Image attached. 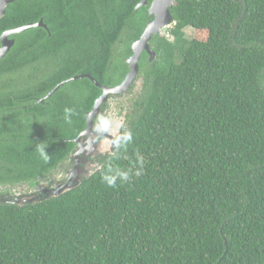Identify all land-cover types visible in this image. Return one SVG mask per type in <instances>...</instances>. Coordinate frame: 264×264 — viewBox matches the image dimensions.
Returning <instances> with one entry per match:
<instances>
[{
    "label": "trees",
    "instance_id": "1",
    "mask_svg": "<svg viewBox=\"0 0 264 264\" xmlns=\"http://www.w3.org/2000/svg\"><path fill=\"white\" fill-rule=\"evenodd\" d=\"M150 2L6 8L0 36L46 29L10 36L0 59V264H264V0H177L172 39L153 36L156 58L139 60L142 94L111 153L59 196L14 203L18 190L65 184L49 179L102 93L71 79L120 85Z\"/></svg>",
    "mask_w": 264,
    "mask_h": 264
},
{
    "label": "water",
    "instance_id": "2",
    "mask_svg": "<svg viewBox=\"0 0 264 264\" xmlns=\"http://www.w3.org/2000/svg\"><path fill=\"white\" fill-rule=\"evenodd\" d=\"M148 0H140V3L135 7V11L138 10L141 7H144L147 5ZM12 2V0H0V20L4 17L6 8L8 5ZM177 0H151L148 14L150 17H152V20L149 21L146 25V28L144 29L142 35L140 38L135 41L132 46V55L128 57L125 62L128 65V73L125 76L122 83L116 87L113 88H107L100 84H98L93 78H91L88 75H81L78 77H74L71 80L76 79H82L87 78L89 79L98 89L101 90V95L98 99L95 100L93 109L90 113L87 114L86 117V129L80 133V135L75 140L76 148L74 150L75 156L78 154H81L84 146L85 150L88 152L87 156H97L99 155H106L110 154L112 149L115 147V145L119 142V135L114 137L113 135H109L108 133H105L103 135L98 134L97 130L94 129V119L96 116L100 113V106L108 101V98L110 95H124L127 90L130 88L131 84L135 80V78L138 76L139 73V60L141 58V55L145 53L149 57V61L152 62L156 55L155 53L150 49L149 47V41L153 36H158L160 33L167 29L169 26L172 25V16L170 13V7L173 6ZM31 28H44V24L42 21H39L36 24H28L23 27L14 28L8 31H5L0 36V59H2L10 50V48L13 46L14 42L9 39L10 36L15 34H21ZM62 85V83L55 87V89L47 95H52L56 90L59 89V87ZM88 136H96V140L100 137H105L106 140H102L103 142L99 145L90 143V140H87L86 138ZM92 142V141H91ZM108 143L109 148L106 151H103L100 148V145ZM98 166L96 164H91L90 161H86V165L84 168L77 167V174L74 176V178L70 179L67 183L57 187L56 189H53L49 191L48 195L43 198L47 197H57L60 194L68 191L70 188H73L75 186H78L81 182V180L87 178L90 176V174L93 173L95 169H97ZM38 198L42 199L41 196H37ZM37 198L35 196H26V197H19L14 203L16 205H23L25 203L32 204L35 202ZM0 203H7V200L0 199Z\"/></svg>",
    "mask_w": 264,
    "mask_h": 264
},
{
    "label": "rangeland",
    "instance_id": "3",
    "mask_svg": "<svg viewBox=\"0 0 264 264\" xmlns=\"http://www.w3.org/2000/svg\"><path fill=\"white\" fill-rule=\"evenodd\" d=\"M169 29L170 28L163 30L160 33V36L165 38V39L171 40L172 37L169 34ZM184 33L188 39L193 38V36H194L193 30H191L189 28L185 29ZM142 85H143V83H141V80L137 79L135 82L134 90L132 91L131 94H128V95L124 94L123 97L115 98L113 100H109L107 102L108 106L105 109H103V111H101L100 116H99V120L97 122H95L96 125H95L94 129H96L98 132H100V131L104 132L105 131L106 133H108L109 135H113L114 137L119 135V139H120L122 136L123 130L125 128L124 116L126 114V111H124L123 109L125 107H127L128 104H130L129 103L130 97L132 98V96H138V95L141 96L142 89H143ZM103 120L108 121V126L106 129L102 126L101 122ZM90 139L92 142L91 141H89V142L90 143L94 142L93 145L94 144L99 145L103 142V141H98V139L96 140L92 137H90ZM100 148L103 151H106L109 148L108 143L100 145ZM39 189L40 188L37 187V188L31 189V190H18V192H16V193L19 194L20 196L15 195V197L23 198L26 196H31V197L35 196L36 198H38L37 196H39V194L37 193V191Z\"/></svg>",
    "mask_w": 264,
    "mask_h": 264
},
{
    "label": "flooded vegetation",
    "instance_id": "4",
    "mask_svg": "<svg viewBox=\"0 0 264 264\" xmlns=\"http://www.w3.org/2000/svg\"><path fill=\"white\" fill-rule=\"evenodd\" d=\"M148 2V1H147ZM151 3V2H150ZM147 6V5H146ZM149 6H150V4L148 5V9H149ZM160 38H162L160 35H158ZM152 39V38H151ZM150 42V41H149ZM150 47V46H149ZM151 49V48H150ZM152 50V49H151ZM144 54V53H143ZM142 54V55H143ZM141 55V56H142ZM149 60V59H148ZM141 80V78L139 77V73H138V76L135 78V80L133 81V83L131 84V86H130V88L129 89H131V93H132V91L134 90V87H135V82H136V80ZM141 83H143L142 82V80H141ZM143 86V85H142ZM128 89V90H129ZM127 90V91H128ZM127 93V92H126ZM125 93V94H126ZM100 113H101V110H100ZM100 113L96 116V118L94 119V125H93V127H95V122H97L98 120H99V116H100ZM98 132V131H97ZM106 132L104 131V132H98V134H100V135H103V134H105ZM90 137H92V138H94V139H96L97 137L96 136H88L86 139L87 140H90L91 141V139H90ZM102 140H106V138L105 137H100L99 139H98V141H102ZM87 154H88V152L85 150V146H84V149H83V151H82V153L81 154H78L77 156H75V152H73L71 155H70V161L67 163V168L66 169H63V168H61V170H59V171H61L60 173H58L54 178H52V179H49V181H62L61 183H66V182H68V181H70V179H72V178H74V176L77 174L76 172H77V170H76V168L77 167H80V168H84L85 167V165H86V161H92L93 160V158H91V157H93V156H87ZM99 155V154H98ZM36 181H41V180H36ZM61 183H59L58 182V184H61ZM54 185H57V183H54L50 188H40L38 191H37V193L39 194V196H41L42 198L43 197H46L49 193V191H51V190H53V189H51V188H53V186ZM41 194V195H40ZM13 196H12V198H10L11 200H13Z\"/></svg>",
    "mask_w": 264,
    "mask_h": 264
},
{
    "label": "clouds",
    "instance_id": "5",
    "mask_svg": "<svg viewBox=\"0 0 264 264\" xmlns=\"http://www.w3.org/2000/svg\"><path fill=\"white\" fill-rule=\"evenodd\" d=\"M172 25H174V23H172ZM171 26H169L168 28H170ZM65 111L68 112V111H70V109H66ZM101 123H102V126L106 129L107 126H108V121L107 120H103ZM123 178L127 179V174H124ZM109 184H112V181H109Z\"/></svg>",
    "mask_w": 264,
    "mask_h": 264
}]
</instances>
